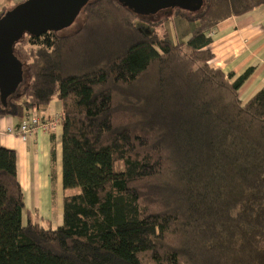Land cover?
Here are the masks:
<instances>
[{
	"label": "trees",
	"instance_id": "1",
	"mask_svg": "<svg viewBox=\"0 0 264 264\" xmlns=\"http://www.w3.org/2000/svg\"><path fill=\"white\" fill-rule=\"evenodd\" d=\"M261 6L159 12L189 13L186 43L141 33L139 20H163L120 0L89 1L74 34L25 33V100L0 114L60 100L63 189L79 191L64 196L62 226L41 225L17 152L0 147V264H264V86L242 102L255 68L235 78L210 49L219 24Z\"/></svg>",
	"mask_w": 264,
	"mask_h": 264
},
{
	"label": "crops",
	"instance_id": "2",
	"mask_svg": "<svg viewBox=\"0 0 264 264\" xmlns=\"http://www.w3.org/2000/svg\"><path fill=\"white\" fill-rule=\"evenodd\" d=\"M210 36L213 40L210 49L214 53L213 63L216 67L226 74L232 73L235 78L250 67L255 68L253 75L239 92L241 101L246 102L264 86V6L222 22ZM7 100L10 101L8 98ZM0 102L4 105L1 92ZM62 113V103L55 99L48 105L31 109L24 119L0 114V147L17 152L19 180L26 193L27 206L31 211V208H36L43 214H46L45 210H50L46 214L48 222L54 212L55 192L60 193L61 206L64 199L63 125L61 119L56 120L57 117H62ZM28 117H50L55 122L48 130L39 129L24 141L20 135L21 124ZM53 147L56 151V168L53 167L55 163L53 164L51 157ZM53 169H56V179H53Z\"/></svg>",
	"mask_w": 264,
	"mask_h": 264
},
{
	"label": "water",
	"instance_id": "3",
	"mask_svg": "<svg viewBox=\"0 0 264 264\" xmlns=\"http://www.w3.org/2000/svg\"><path fill=\"white\" fill-rule=\"evenodd\" d=\"M91 0H26L0 18V92L4 106L2 80L23 67L14 54V44L25 34L59 32L69 28ZM142 15H155L165 9L182 8L191 12L203 8L204 0H120ZM11 71L7 73L9 68ZM8 84V83H6ZM5 84V87H6Z\"/></svg>",
	"mask_w": 264,
	"mask_h": 264
},
{
	"label": "rangeland",
	"instance_id": "4",
	"mask_svg": "<svg viewBox=\"0 0 264 264\" xmlns=\"http://www.w3.org/2000/svg\"><path fill=\"white\" fill-rule=\"evenodd\" d=\"M21 1L22 0H0V14L4 10L8 11L12 9L14 6H16V4H20ZM165 16H168V18H165ZM188 17H189V13L187 11L173 12L171 10H166L163 13H157L154 16H152V18H154V21L156 22H158L159 20H163L160 22V24L157 25L150 24L147 23L146 21L139 20L137 22V27L141 31V33L145 35L158 34L159 36L164 37L166 40L170 41L171 43H175V44L186 43L197 24L196 22L190 21ZM84 21H85V17L83 14H81L69 28L62 30L59 34L60 35L74 34L76 31L80 29L81 26H83ZM28 82L29 79L27 77L25 67L23 66L16 69V72L14 73L13 76H8L7 78L2 80L3 90L5 92V98L10 99L11 101L13 100H16L18 102L24 101L25 98L22 93L24 87L28 84ZM57 118L62 120V117H57ZM53 167L56 168V163L53 165ZM56 176H57L56 169H53V177H54L53 179H56ZM62 188H63V184H62ZM78 191H79L78 189H71V190L63 189L64 196L67 193L70 195V194H75ZM59 199H60V193L55 192L54 202H53L54 212H53V216H51L50 222H48L47 220L48 216L46 215L47 213H50V210H45L46 214H43L36 208H31L32 214L35 216V219L36 216H38L41 225L48 226L50 224V226L54 229L63 225L64 222L63 206H61L62 202H60ZM39 215H41V217ZM42 216H44L45 219ZM26 217L27 216L25 215L24 216L25 223L27 221Z\"/></svg>",
	"mask_w": 264,
	"mask_h": 264
},
{
	"label": "built area",
	"instance_id": "5",
	"mask_svg": "<svg viewBox=\"0 0 264 264\" xmlns=\"http://www.w3.org/2000/svg\"><path fill=\"white\" fill-rule=\"evenodd\" d=\"M56 120H60L56 118ZM55 120L50 117H28L21 124L20 135L26 141L37 130H48L54 125Z\"/></svg>",
	"mask_w": 264,
	"mask_h": 264
},
{
	"label": "flooded vegetation",
	"instance_id": "6",
	"mask_svg": "<svg viewBox=\"0 0 264 264\" xmlns=\"http://www.w3.org/2000/svg\"><path fill=\"white\" fill-rule=\"evenodd\" d=\"M10 71H11V67L9 68V70L7 71V73H6V74H8Z\"/></svg>",
	"mask_w": 264,
	"mask_h": 264
}]
</instances>
